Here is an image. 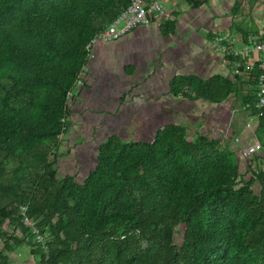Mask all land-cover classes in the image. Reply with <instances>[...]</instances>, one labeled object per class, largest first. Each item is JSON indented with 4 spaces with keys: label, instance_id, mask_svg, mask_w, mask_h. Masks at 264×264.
Listing matches in <instances>:
<instances>
[{
    "label": "trees",
    "instance_id": "trees-1",
    "mask_svg": "<svg viewBox=\"0 0 264 264\" xmlns=\"http://www.w3.org/2000/svg\"><path fill=\"white\" fill-rule=\"evenodd\" d=\"M130 1L0 0V150L45 161L40 149L58 144L70 112L68 91L87 63L86 45ZM201 3L192 0L194 6ZM160 28L163 34L173 32L167 24ZM217 77L222 81L197 78L193 94L187 88L196 78L174 74L169 89L177 96L218 102L228 96L230 82ZM235 173L233 153L216 138L201 134L188 142L180 127L164 124L152 140L107 137L98 144L96 163L83 183L65 175L25 213L42 215L39 222L30 216L38 232L39 223H51L64 244L52 264H91L92 245L119 228L136 235L137 247L126 241L128 235L121 236L116 241L126 249L117 256L107 253L103 264H264V172H255L262 184L259 194L248 183L237 185ZM148 174L153 176L151 208L144 214L133 192L139 183L149 185ZM168 209L186 224L179 250L169 245L176 220L164 216ZM0 213L9 214L2 205ZM148 216L163 219L162 233L148 232ZM143 239L147 245L141 248Z\"/></svg>",
    "mask_w": 264,
    "mask_h": 264
},
{
    "label": "rangeland",
    "instance_id": "rangeland-1",
    "mask_svg": "<svg viewBox=\"0 0 264 264\" xmlns=\"http://www.w3.org/2000/svg\"><path fill=\"white\" fill-rule=\"evenodd\" d=\"M183 1L190 5L192 2L180 0L173 9L172 18H167L168 20L164 18L161 23L174 29L177 21L175 17L181 11ZM231 10L233 18L231 29L229 28L225 35L216 33L217 36L213 37L218 50L222 53L220 67L225 68V71L219 70L208 77H200L195 73L186 75L196 78L187 88L193 94L198 91L197 78L215 77L219 82L222 80L217 75L222 76L230 82L228 84L230 92L225 99L213 102L205 97L174 95L169 89V77L181 74L180 55H176L174 59L171 56V59L162 65L158 63L159 61L152 62L147 70L156 69V72L145 76L147 79L141 81L146 70L139 73L132 68L134 54L131 53L127 60L128 55L124 53L125 51L117 50L113 56V66L106 70L101 69L99 75L97 71L93 72V79L98 85H91L92 94L89 100L84 97L75 98L76 89L90 84L91 79L87 73L85 80L89 82L75 86L68 92L67 104L70 112L64 118V127L58 135V144L55 147L40 149L46 154L45 161L41 163L32 155L24 157L0 150V205L5 206L9 213L8 217L0 213V260H6L7 264H52L54 257L58 256V250L62 249L64 244L55 236L51 223H39L41 241H38L39 238L35 237L31 229L29 230L30 227L28 228L22 221L20 212L23 208L30 211L34 203L44 200L48 196L47 192H53L67 174L75 181L83 183L88 171L96 163L98 144L109 136L152 140L157 127L173 124L180 127L181 136L188 142H194L201 134L216 138L218 146L233 153L237 185L248 183L252 193H260L262 184L255 172L257 171V174L264 172V152L242 155L235 146L241 149L254 141H259L264 150V110L255 111L251 105L256 91L254 78L256 69H248L246 63L253 60L254 55L242 50L246 34L258 32L264 27V0H234ZM129 36L130 34H124L110 43ZM101 42L104 40H97L95 43L97 45ZM105 48L109 50L108 47ZM235 49L239 50V56L235 55ZM112 61L108 59L107 65ZM238 61L242 64L237 69ZM135 81L138 84L133 88L127 85ZM121 96L124 99L122 103ZM246 102H250V105ZM88 103H91L90 107L85 108L83 105L86 106ZM52 172L53 176L50 174ZM148 179L149 185L139 183L133 192L136 204L142 208L144 214L151 208L149 187L153 176L148 174ZM165 215H171L169 221L176 220L169 233V245L179 250L186 224L182 219L176 218L169 209L165 211ZM30 216L36 222L42 218L39 214ZM161 220L155 216H148V232L154 229L157 234L162 233L164 227ZM134 233H138L137 229ZM124 235H128L124 238L131 242V246L137 247L135 234L133 235L130 230L125 232L121 228L116 229L114 233L103 236L94 246L92 245V252L88 253L92 260L91 264H103L107 253L120 255V250L124 247L120 241ZM164 244L166 243H163V246ZM146 245V239L139 243L141 248ZM74 247L75 242L71 248Z\"/></svg>",
    "mask_w": 264,
    "mask_h": 264
},
{
    "label": "crops",
    "instance_id": "crops-1",
    "mask_svg": "<svg viewBox=\"0 0 264 264\" xmlns=\"http://www.w3.org/2000/svg\"><path fill=\"white\" fill-rule=\"evenodd\" d=\"M201 1L202 3L198 6L192 5V2L191 5L185 4V1L181 3V11L175 17L177 21L171 33L163 34L160 28L162 19L155 17L148 25H139L128 31L125 34H130L129 37L115 43L104 41L96 45L97 40L94 41L86 63V73L91 81L87 86L76 89L75 98L84 97L89 100L92 94L91 85H98L93 79V72L97 71L99 75L101 69L106 70L113 66L112 60L117 50L125 51L124 53L128 55L127 60L131 53L134 54L132 68L139 73L146 70L141 81L147 79L145 76L148 77L156 72V69L147 70L152 62L159 61L158 63L162 65L165 61L168 62L171 56L174 59L176 55L181 56V74L184 75L195 73L200 77H208L219 70L225 71V68L220 67L222 53L218 50L213 37L216 33L225 35L231 27L233 21L231 8L234 0H206L209 3H205V0ZM179 2L180 0L167 1L166 7L169 12L176 8ZM108 59L112 61L109 65L106 62ZM156 77L159 78V76ZM137 84V81L133 84L127 83L132 88ZM122 96L120 97L121 103L124 100ZM90 105L91 103H88L83 106L89 108Z\"/></svg>",
    "mask_w": 264,
    "mask_h": 264
},
{
    "label": "built area",
    "instance_id": "built-area-1",
    "mask_svg": "<svg viewBox=\"0 0 264 264\" xmlns=\"http://www.w3.org/2000/svg\"><path fill=\"white\" fill-rule=\"evenodd\" d=\"M169 0H131L125 7H123L114 17L108 22L104 28L99 30L90 42L86 45L89 49L91 44L96 40L114 41L121 37L123 34L132 30L139 25H148L151 22V16L162 18L169 13L166 7V2ZM226 46V45H224ZM247 54L254 55L253 60L246 61L247 68H257L255 76L256 91L255 97L251 105L255 109H261L264 106V27L258 32H248L245 36L243 48ZM235 55L239 56V50H234ZM241 62H237V69L241 66ZM87 66L84 65L81 72L77 75L74 87L82 86L88 83L85 80ZM71 92V89L68 91ZM250 105V102H246ZM240 154H263L264 150L259 141H254L252 144L238 149L235 148ZM21 219L24 223L32 226L33 232H36L37 237L40 238L38 228L34 222L25 213V208L21 210Z\"/></svg>",
    "mask_w": 264,
    "mask_h": 264
}]
</instances>
